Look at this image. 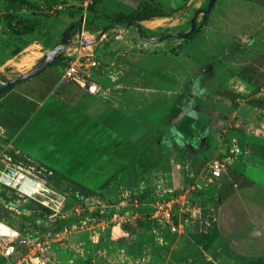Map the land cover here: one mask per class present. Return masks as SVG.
<instances>
[{
  "label": "crops",
  "instance_id": "obj_1",
  "mask_svg": "<svg viewBox=\"0 0 264 264\" xmlns=\"http://www.w3.org/2000/svg\"><path fill=\"white\" fill-rule=\"evenodd\" d=\"M145 2L159 7L163 15L134 18L135 23L130 25L116 23L114 27L105 23L103 30L100 26L104 24L97 23L100 19L94 23L93 28L101 29V35L104 34L98 43H104L106 52H116L121 64L117 62L113 68L111 65L104 68L98 77H93L91 72L90 82L97 84L98 91L87 90L92 98L88 111L97 109V114L60 105L73 109L69 138L74 142L68 148L58 145L55 135L45 129L36 131L39 135L36 141L21 137L26 121L39 112L36 108L33 110L34 105L23 114L4 113L0 123L6 129H21L19 150L45 167L97 191L101 200L103 196H114L124 186L129 163L140 155L145 158L148 146L155 148L160 136L165 138L164 124L168 126L165 132L171 140L170 128L175 131V127L184 126L186 129L194 123L202 132L200 145L210 138L208 143L215 146L209 147L206 143L205 147L213 148L211 153L220 154L224 163L221 175L209 178L216 184L217 209L213 219L219 231L212 244L213 253L220 255L222 248L227 247L245 256H262L264 158L256 152L259 146H264V0H223V13L216 11L215 4L206 24L193 38L187 39L186 21L180 16L187 12L180 6L193 4L192 8L198 9V2L194 0H96L101 13L109 18L116 15V19L142 9ZM86 4L82 0L81 5ZM232 6L235 8L231 9ZM241 6L246 11L237 9ZM21 12L30 13L26 6ZM160 33L164 34L163 38ZM192 40L194 47L187 44ZM109 62L114 63L113 59ZM118 68L113 82L111 75ZM70 84L77 90L83 89ZM70 84H66L65 90L72 89ZM43 88L40 85L37 95H29L28 89L17 93L32 99L42 95L47 89ZM15 91L13 88L8 93ZM8 93L2 98L8 97ZM8 103L13 107L11 101ZM35 103L39 102L35 100ZM160 105L179 113L178 124L158 123L151 118L155 107ZM67 122L60 117L52 126L58 129ZM178 137L186 140L183 134ZM108 179V185L100 188ZM206 196L204 191L203 202ZM207 197L213 198V195ZM201 208L203 205L185 209L192 213L188 221L190 217L197 221L200 232L203 230Z\"/></svg>",
  "mask_w": 264,
  "mask_h": 264
},
{
  "label": "rangeland",
  "instance_id": "obj_2",
  "mask_svg": "<svg viewBox=\"0 0 264 264\" xmlns=\"http://www.w3.org/2000/svg\"><path fill=\"white\" fill-rule=\"evenodd\" d=\"M194 1L198 2V9L192 8L193 4L189 7L180 6L187 12L180 16H183L182 21H186L188 32L202 22L204 11L208 8L209 0ZM222 1L215 0L210 10L216 4V11L223 13ZM81 2L82 0H24L25 4L32 3L41 8L36 14L25 15L26 12H18V16L27 17L34 27L33 32L18 35L11 30L6 18V13L11 9L5 0H0V78L13 79L29 71L48 51L62 43V31L71 24L78 27L70 41L62 43L65 47L57 55L58 63L17 83L14 86L16 91L8 93V97L2 98L6 94L0 96V119L8 112L23 114L26 108L28 110L33 105V110H39V115L26 121L20 134L23 138L36 141L39 136L36 131L45 129V132L55 135L58 145L68 148L74 142L69 138L72 123L70 110L73 109L68 110L67 106L62 108L60 105H71L85 113L92 111H88L92 98L86 93L87 90L72 88L76 86L66 83L61 77L62 66L69 55L79 51L94 52L100 66L93 69V77L103 74L104 68L117 65V53L106 52L108 50L104 43H98L104 36L101 33L107 23L115 27L116 15L115 18H109L101 13L96 2L85 6ZM237 9L246 11L243 6ZM133 13L129 14L132 18L163 15L159 7L150 3L142 5V9L134 16ZM96 20L100 25L104 24L100 26L102 30L93 28ZM192 20L195 22L192 23ZM119 31L123 32L121 29ZM163 36L160 33V38ZM176 36L179 37L177 34ZM107 39L103 38L105 42H109ZM85 42L87 43L84 44ZM194 42L188 41L187 44L194 47ZM111 59L113 64L109 62ZM118 70L119 68L111 75L113 82ZM66 84H70L72 89L68 91L64 88L65 91L62 92L61 88L66 87ZM40 85L47 88L46 91H42L43 88L42 95L32 99H25L17 93L22 90L24 93L28 89L29 95H37ZM35 100L44 105L38 106L39 103H35ZM8 101H11L13 107ZM164 107L165 105H160L159 108L156 106L151 118L158 123H177L179 113L168 111ZM97 112V109L92 111L94 115ZM60 117L69 122L59 125L57 129L52 124H57ZM189 126L186 129L184 126L175 127V131L173 127L170 128V134L173 135L169 140L166 135L168 126L164 124L165 138L160 136L155 148L148 146L145 158L140 155L127 165L124 186L115 191L112 197L103 196L104 200H101L98 192L94 191L87 197L88 200H74L69 195L70 192L67 194L63 189L65 181L49 180L46 170L47 179L37 180L67 199L61 205V212L45 205L42 207L40 202L29 195L25 198L16 196L9 203L0 200V240L12 239L10 241L15 245V253L10 260L2 256L0 247V264H246L221 256L223 253H220L221 257L215 258L213 245L207 251L190 238V233L200 232L201 227L191 217L188 221L192 213L186 208L203 205L201 215L207 220L216 214V184L209 179L211 173L208 164L214 159L220 160L222 156L212 154L213 148L208 150L205 147L209 137L200 145L202 132L194 123ZM20 130L18 127L6 129L0 123V174L5 167H11L10 163L19 159L18 153H25L18 149ZM179 134H183L186 140H180ZM212 145L215 146L208 143L209 147ZM204 191L207 196L213 195V198L206 196L203 202ZM166 210H169L170 215L164 214ZM52 213L56 215L54 218L50 216ZM243 254L249 255L246 252Z\"/></svg>",
  "mask_w": 264,
  "mask_h": 264
},
{
  "label": "trees",
  "instance_id": "obj_3",
  "mask_svg": "<svg viewBox=\"0 0 264 264\" xmlns=\"http://www.w3.org/2000/svg\"><path fill=\"white\" fill-rule=\"evenodd\" d=\"M81 1V0H80ZM6 5L11 9V11H8L6 13V18L9 20L8 24L11 27V30L15 34H29L34 31L33 25H31L27 19V17H21L18 16V12L22 10L23 6H26V9L30 14H36V11L40 10V6L32 4V3H24V0H5ZM93 2H96L94 0ZM147 3V2H145ZM143 3L142 5H144ZM93 4V3H92ZM141 10V9H140ZM139 10H134V13H137ZM210 9H206L204 11L203 17H202V22L192 29L191 31L185 33L186 38H191L194 34H196L201 27H203L207 20L208 16L210 14ZM146 17V16H145ZM144 17V18H145ZM148 17V16H147ZM141 18V17H140ZM134 18L130 17L129 15H123L117 18L116 23H122V24H134L135 22L133 21ZM195 20H192V23H194ZM78 31V27L76 25L71 24L69 25L68 28H66L62 33L60 34L61 37V42L62 43H68L70 41V38ZM59 60L57 58L55 63H58ZM53 63V64H55ZM51 64V65H53ZM49 65V66H51ZM19 83H9L6 85L0 84V96L7 94L14 86ZM65 88V87H64ZM64 88L62 92L64 91ZM259 151L256 152L258 153L262 158H264V146H259ZM46 170L48 171V178L49 180L55 179V180H60V181H65L67 182V185L63 186V189L66 191L67 194H70L74 200H80V199H85L89 196H91L94 191L93 189L69 178L68 176L64 175L63 173H60L51 167H46ZM109 183V179L106 180L100 188H103L107 186ZM42 207H44L43 204L40 203ZM51 217H55L56 215L52 213L50 215ZM203 220V230L201 232H192L190 233V238L197 244L202 245L203 248L207 251H210V246L213 244V242L218 238L219 236V231H218V225L217 222L213 218H209L208 220L205 218H202ZM222 253L225 257L235 260V261H240L246 264H264V255L262 256H254V257H247L245 255L239 254L235 251L230 250L227 247L222 248ZM215 258L220 257L219 254L214 255Z\"/></svg>",
  "mask_w": 264,
  "mask_h": 264
},
{
  "label": "built area",
  "instance_id": "obj_4",
  "mask_svg": "<svg viewBox=\"0 0 264 264\" xmlns=\"http://www.w3.org/2000/svg\"><path fill=\"white\" fill-rule=\"evenodd\" d=\"M92 1L93 0H85L87 3H91ZM99 66L100 62L97 60L94 52L79 51L78 53L67 57L62 66L61 77L66 83H74L91 93H96L98 91V86L97 84L90 82V79L93 69L99 68ZM18 154H20L19 159H17L13 164L10 163L11 167L13 166V169L18 172V177L19 175H23L24 178H31L37 183H41L37 179H41L42 181L47 179L46 169L39 163V161H37V159L27 155L26 153ZM8 159L11 160V157H8ZM208 165L211 177H218L223 172L224 163L221 160L214 159L209 162ZM18 177L15 178L14 181L21 184L23 181H19ZM64 183L67 185V182ZM26 195L27 194L21 191L19 187L8 185L0 181V200L2 202L9 203L10 200L14 197L16 198V196H22L25 198ZM164 214L170 215L169 210L164 211ZM9 241L0 240L2 256L8 260H10L15 253V245L11 243L12 241Z\"/></svg>",
  "mask_w": 264,
  "mask_h": 264
},
{
  "label": "water",
  "instance_id": "obj_5",
  "mask_svg": "<svg viewBox=\"0 0 264 264\" xmlns=\"http://www.w3.org/2000/svg\"><path fill=\"white\" fill-rule=\"evenodd\" d=\"M214 2L215 0H209L208 9L212 8V5ZM193 27L194 25H192V28ZM86 43L87 42H85L84 44ZM64 47H65L64 44L59 43L52 50L48 51V53L32 69H30L29 71L13 79L0 78V84L6 85L9 83L20 82L22 80H25L27 78H30L38 74L39 72L44 70L49 65L56 62L58 53ZM17 177H18V172L15 169L11 167H5L2 173L0 174V181L8 185L19 187L21 191L33 197L35 200L45 205L46 207L53 208L54 210H57L60 212L63 210V209L61 210V207H62L61 205L64 203V201L67 200L63 195L53 191L47 186H44L42 184L39 185V183H37L31 178H27V177L24 178L23 175H19L18 177L19 181H23L20 184L19 182L14 181V179ZM5 238L7 239L8 235Z\"/></svg>",
  "mask_w": 264,
  "mask_h": 264
}]
</instances>
